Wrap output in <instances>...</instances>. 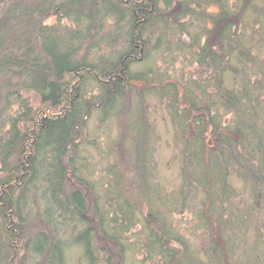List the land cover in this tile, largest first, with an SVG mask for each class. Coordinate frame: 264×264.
Returning <instances> with one entry per match:
<instances>
[{
  "label": "trees",
  "instance_id": "trees-1",
  "mask_svg": "<svg viewBox=\"0 0 264 264\" xmlns=\"http://www.w3.org/2000/svg\"><path fill=\"white\" fill-rule=\"evenodd\" d=\"M137 83L172 125L173 191L156 179L153 130L124 119ZM112 119L137 137V194L122 131L100 141ZM263 138L264 0H0V264H63L67 242L86 264H261L226 240L246 229L221 208L233 156L245 164Z\"/></svg>",
  "mask_w": 264,
  "mask_h": 264
},
{
  "label": "rangeland",
  "instance_id": "rangeland-1",
  "mask_svg": "<svg viewBox=\"0 0 264 264\" xmlns=\"http://www.w3.org/2000/svg\"><path fill=\"white\" fill-rule=\"evenodd\" d=\"M216 9L217 8L215 6H210L208 8L209 11H215ZM156 59L157 63L160 65L162 58L158 56ZM141 67V65L136 64L135 66H133V69L137 71L140 70ZM132 86L133 89H131L128 93L126 92L124 101L121 105L123 108L124 119L128 123H132V121H136V115L140 114L142 115V118H138V120L140 122H143V124H146L144 125V127L148 129V132H151V129L153 130L154 134L156 135V168L158 172H162L158 173L156 179L158 180V183H161L162 185L164 184L167 190L172 189L173 191L175 185H178L179 183L175 181L177 172L173 161L175 149L173 143L172 125L165 115V112L163 110L164 106H162L163 104H160V102H158L157 100H153L152 97L146 96V92L141 90V86H139V84ZM95 115V112L92 113L91 117L88 119V122L86 123L87 131H94V128L99 126L98 122H96ZM107 124L108 128L105 129V126H103L101 127L102 133H98L102 136V140H100L102 146L110 147L111 141L118 136L120 130L122 131V136L118 144L120 146V152H122L119 156L120 166L122 171L124 172V177H127L126 180L124 178L123 186H126L128 190H131V194L134 191L133 189H136L137 194V192L139 193V191L142 190L141 188L143 185L140 186L138 183V181H141L142 178L140 179L139 175V179L138 177H135V173L133 175V178L131 177L132 171L134 172L135 165L132 164L133 169L132 167H130V159L134 160V157L132 155H129L130 153L128 154L127 150L128 147L132 149L133 144L138 143L137 137L134 136L136 140L135 142L132 141L131 139L133 135L131 130H128L126 128V125L121 126L119 129L117 126L118 124L116 125L114 119H112V121ZM138 127L144 140V142L141 143V145H143L144 143H147L149 137L148 134L147 136L142 135V133L144 132L143 128L139 125ZM89 134L90 132L88 133V135ZM137 134L139 135V133ZM88 135L86 132V136L84 137L85 140ZM234 139L237 140L236 138ZM207 141L208 146H213V142L211 139L208 138ZM142 153L143 151H140L139 159H141L142 156L140 155ZM244 163L245 164H238L235 161L232 163V172L235 174L234 176L228 178V183L230 185V192L228 196L230 197L229 200H231L230 203L232 205H229V202H227V204L223 203V207L221 209H226L225 213H227V211L228 213L229 211H231L230 218L234 220L233 226H235L237 222H240L244 225L246 229L245 235L241 240L240 238H234V235H226L225 238L226 240H231L230 245L233 246V249H236L237 254L244 256V253L250 252L249 255L252 254V256L250 257L252 258V260H255L256 262L259 261V263L264 264V179L262 177H260V179H257L252 174L253 170L256 172L254 165L248 163L247 160ZM239 168L243 171L244 174H241L239 172ZM94 176L99 177L98 174H94ZM94 176L92 178V181L96 179ZM241 177H246V179H242ZM160 178L162 179L160 180ZM156 181L153 182V186L156 185ZM140 193H142V191ZM223 198L226 202V198L228 197L224 195ZM243 217L246 218L244 221ZM189 220L191 219H189L186 214L177 219L181 226H184L185 223H187ZM28 227L30 232H35V230L38 229L35 221L31 222ZM64 248L65 260L63 264H86L84 259H82L81 254L79 253V248L76 245L67 242V245H65ZM105 248H107L106 250H108L109 247ZM110 249L111 248H109L108 250L109 253ZM106 253H104V255H106ZM140 259L141 258L139 255H136V258H132V256L128 257L127 255L126 260L123 263L134 264L135 262V264H141Z\"/></svg>",
  "mask_w": 264,
  "mask_h": 264
},
{
  "label": "flooded vegetation",
  "instance_id": "flooded-vegetation-1",
  "mask_svg": "<svg viewBox=\"0 0 264 264\" xmlns=\"http://www.w3.org/2000/svg\"><path fill=\"white\" fill-rule=\"evenodd\" d=\"M206 111H209L208 109ZM220 115L222 117V124L224 123V114L223 109L220 108ZM224 125V124H223ZM253 148L250 149V156L245 157V160H249V162L254 165L256 172L253 170L252 174L257 178L260 179L262 177L264 179V138L261 140H254L252 143ZM239 154H241V151H239ZM240 158V155H234L233 159L234 161ZM248 158V159H247ZM235 161V162H236ZM238 163V162H236ZM239 164V163H238ZM256 189V188H255ZM263 191H264V182H263Z\"/></svg>",
  "mask_w": 264,
  "mask_h": 264
}]
</instances>
